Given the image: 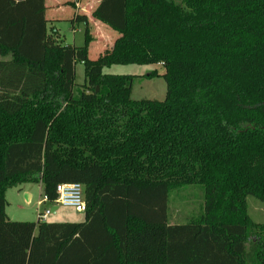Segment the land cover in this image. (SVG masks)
<instances>
[{
	"label": "trees",
	"instance_id": "1",
	"mask_svg": "<svg viewBox=\"0 0 264 264\" xmlns=\"http://www.w3.org/2000/svg\"><path fill=\"white\" fill-rule=\"evenodd\" d=\"M32 1L0 24V264H264L247 215L264 202V0H100L91 17L119 37L93 60L81 0L79 47L47 36ZM117 64H161L164 100H132V76L103 73ZM61 183L83 186L84 222L7 219L9 188L40 184L54 205ZM184 185L203 213L168 225Z\"/></svg>",
	"mask_w": 264,
	"mask_h": 264
},
{
	"label": "rangeland",
	"instance_id": "2",
	"mask_svg": "<svg viewBox=\"0 0 264 264\" xmlns=\"http://www.w3.org/2000/svg\"><path fill=\"white\" fill-rule=\"evenodd\" d=\"M100 0H81V6L95 7ZM73 0H50L48 2L50 25L58 32V42L63 46H82L85 41L84 23H75L72 20L76 9L70 5ZM98 25L107 30V33H99ZM100 31V30H99ZM110 33H109V32ZM90 32L93 40L89 44L88 58L93 60L104 50L109 49L119 34L106 25L99 22L90 24ZM104 35V36H103ZM105 38V39H104ZM157 76L146 77L152 72ZM103 73L113 75H129L133 77L131 99L138 101L142 99L163 101L166 95V83L162 77L164 69L161 64L155 65H112L104 68ZM83 65H75V83H84ZM9 188L5 193L6 207L5 213L12 221L37 222V212L43 211L44 207L37 205L42 199V192L37 184L22 185L21 189ZM23 188V189H22ZM31 193V200L26 202L22 191ZM29 198L27 197V200ZM204 191L200 185H184L170 189L167 202V223L168 225H181L190 220H196L203 213ZM83 213H79L71 208L59 206L56 214L49 215V222H69L80 223L83 220ZM247 215L254 224L264 226V202L253 197H247ZM255 232H263L264 229H256ZM254 239H252L253 241ZM251 242L248 244V249Z\"/></svg>",
	"mask_w": 264,
	"mask_h": 264
},
{
	"label": "crops",
	"instance_id": "3",
	"mask_svg": "<svg viewBox=\"0 0 264 264\" xmlns=\"http://www.w3.org/2000/svg\"><path fill=\"white\" fill-rule=\"evenodd\" d=\"M49 1L50 0H44V10H45L44 11V14H45L44 17L47 21L46 22V33H47V36H52L53 40L58 41L59 39L57 37V34H58L57 30L55 28H52L50 25V17H49L50 6L48 4ZM98 3H99V1H98ZM97 4L95 5V7L97 6ZM95 7L89 8L86 6L83 8V11H85L84 14H86L88 16L89 24H96L97 23V21H95L91 17V12L93 11V9ZM76 11H75V13H76ZM39 12H40V5L37 2H34L32 0H0V24H8L9 21H11L12 19H15V22H19L20 18L27 17V16L29 18L34 17ZM74 16H75V14H74ZM74 24L75 23L72 24L73 28H74ZM97 29H98L99 33H105V32L107 33V30H105V28L102 26L98 25ZM8 57H9V55L6 58H8ZM0 59H2L1 56H0ZM23 185H26V184H23ZM37 185L42 192L41 185L40 184H37ZM21 187H22V185H20L16 188L21 189ZM22 195L25 198L26 202H29L31 200L32 196H31V193L29 191L23 190ZM27 197L29 198L28 200H27ZM39 200H43V198L39 199ZM41 206H43L44 209L45 208H51L52 214H56V212H57V208L54 207L56 205L48 204L46 201H44ZM6 216H7V219L9 221L13 220L12 218L8 217V215H6ZM84 220H85V217H83V220L81 222H84ZM15 222H19V221H15ZM46 222L47 223H53V222H49L48 220H46ZM57 223H63V222H57ZM66 223H68V222H66Z\"/></svg>",
	"mask_w": 264,
	"mask_h": 264
},
{
	"label": "built area",
	"instance_id": "4",
	"mask_svg": "<svg viewBox=\"0 0 264 264\" xmlns=\"http://www.w3.org/2000/svg\"><path fill=\"white\" fill-rule=\"evenodd\" d=\"M75 6H78L77 1ZM57 198L54 202L57 209L59 206L71 208L79 213H84L86 210V204L83 194V186L80 183H61L56 186ZM46 201L39 200L37 205L41 207L42 203ZM52 214L51 208H45L43 211L37 212V222H46L49 215Z\"/></svg>",
	"mask_w": 264,
	"mask_h": 264
},
{
	"label": "water",
	"instance_id": "5",
	"mask_svg": "<svg viewBox=\"0 0 264 264\" xmlns=\"http://www.w3.org/2000/svg\"><path fill=\"white\" fill-rule=\"evenodd\" d=\"M55 208H57L56 206H54Z\"/></svg>",
	"mask_w": 264,
	"mask_h": 264
}]
</instances>
